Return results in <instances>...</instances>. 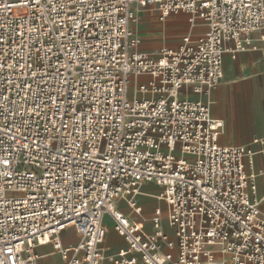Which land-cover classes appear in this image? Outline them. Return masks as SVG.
Instances as JSON below:
<instances>
[{"label":"built area","instance_id":"1","mask_svg":"<svg viewBox=\"0 0 264 264\" xmlns=\"http://www.w3.org/2000/svg\"><path fill=\"white\" fill-rule=\"evenodd\" d=\"M151 7L206 31L142 50ZM260 44L264 0H0V264H43L41 246L65 264H264L256 151L221 145L202 98ZM145 184L162 189L149 218ZM106 216L127 244L111 255Z\"/></svg>","mask_w":264,"mask_h":264},{"label":"crops","instance_id":"2","mask_svg":"<svg viewBox=\"0 0 264 264\" xmlns=\"http://www.w3.org/2000/svg\"><path fill=\"white\" fill-rule=\"evenodd\" d=\"M146 13L149 14L147 23L152 24V28L140 31L137 30L139 24L134 25L137 36L142 40L140 49L153 54H158L163 47L175 49L177 46L170 47L165 42L166 32L169 31L166 23L171 27H175L174 17L168 18L164 23L159 22L156 8L151 7L146 11H142L139 19ZM196 32L198 31L190 33L192 39L196 37ZM170 38L172 37L170 36ZM176 40L182 41V39L169 41L176 42ZM259 47V50H248V52L240 53L236 58L226 55L224 57V78L222 82L208 96L202 98L210 102V111L213 118L220 119L224 123L223 133L220 137L221 145L228 147L251 146L256 151L253 164L251 168H248V171L257 175L258 197L262 198L264 197V50L261 44ZM189 96L192 99L200 97L197 95ZM255 140H259V143H255ZM260 151L263 152L260 153ZM144 186L138 197V202L143 207L144 216L146 212H150L149 216H151L161 204L154 197L160 195L162 189L154 184H145ZM142 197L150 198L156 206L154 208L150 206L148 210L144 209L143 204L140 202ZM118 204L119 209H121V204ZM106 219L111 222L112 220L108 216L104 219L107 228L106 239L109 238L110 240L107 245L105 239V248L107 254L111 255V253L127 248V244L115 232L114 222H112L113 228L109 230ZM147 229L151 230V225ZM62 240L66 246H75L80 241L79 236L73 230L66 231L62 236ZM38 251L39 254L44 256L43 264H55L52 262V258L55 256L60 259L56 264H65L58 253L50 256L52 252L50 246H41Z\"/></svg>","mask_w":264,"mask_h":264},{"label":"rangeland","instance_id":"3","mask_svg":"<svg viewBox=\"0 0 264 264\" xmlns=\"http://www.w3.org/2000/svg\"><path fill=\"white\" fill-rule=\"evenodd\" d=\"M148 17H149V14L146 13L145 15H143L140 19H139V22H138V27H137V30H142V29H146V30H150L152 28V24L150 23H147L148 22ZM175 20V27H171L169 26V24L166 23L167 25V31L166 32V37H165V42L169 44L170 47H176L179 45V40H176V42L174 41H169V40H175V39H182L183 36L185 35H188L190 34L191 32H194V31H198L196 32V37L193 38L194 39H197L199 38L200 36H202L204 33H205V28H204V24L203 22L201 21H198L197 22V27L192 29L191 25L188 24V17L187 15L185 14H180V15H177L176 17L173 18ZM194 34V33H193ZM170 36L172 38H170ZM177 43V44H176ZM176 44V45H175ZM155 199H157V196L154 197ZM140 202L143 204L144 206V209L146 208L147 210L150 208V206L152 208H154L156 205L155 203H152V200L148 197H142L140 198ZM151 213L150 212H146V215L145 217L146 218H149ZM106 222H107V227L109 228V230H111L113 228V223L111 221H109L108 219H106ZM146 227L147 228H150V224L147 223L146 224ZM107 240V245L109 243V238L106 239ZM52 262L53 263H58L60 259H58L56 256L52 258Z\"/></svg>","mask_w":264,"mask_h":264},{"label":"snow or ice","instance_id":"4","mask_svg":"<svg viewBox=\"0 0 264 264\" xmlns=\"http://www.w3.org/2000/svg\"><path fill=\"white\" fill-rule=\"evenodd\" d=\"M9 163H10L9 161H4V164H5V165H7V164H9Z\"/></svg>","mask_w":264,"mask_h":264},{"label":"bare ground","instance_id":"5","mask_svg":"<svg viewBox=\"0 0 264 264\" xmlns=\"http://www.w3.org/2000/svg\"><path fill=\"white\" fill-rule=\"evenodd\" d=\"M142 193V192H141ZM140 196V195H139ZM154 197V196H153ZM158 197H159V195L157 196V201H158Z\"/></svg>","mask_w":264,"mask_h":264}]
</instances>
